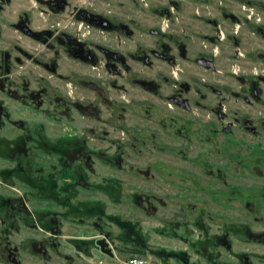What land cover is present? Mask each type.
<instances>
[{"label": "flooded vegetation", "instance_id": "af4514ba", "mask_svg": "<svg viewBox=\"0 0 264 264\" xmlns=\"http://www.w3.org/2000/svg\"><path fill=\"white\" fill-rule=\"evenodd\" d=\"M263 134L264 0H0V264H54L53 204L69 206L90 183L115 188L126 161L158 179L151 198L176 199L161 229L189 241L164 167L161 175L150 162L140 168L117 146L147 160L156 153L162 164L168 156L170 177L180 162L198 166L188 173L204 195L201 214L226 215L229 159L211 146L227 153L236 135L264 153ZM241 188L234 192L243 196ZM196 224L190 250L167 255L189 261L229 250L226 223L216 235Z\"/></svg>", "mask_w": 264, "mask_h": 264}, {"label": "rangeland", "instance_id": "374dc122", "mask_svg": "<svg viewBox=\"0 0 264 264\" xmlns=\"http://www.w3.org/2000/svg\"><path fill=\"white\" fill-rule=\"evenodd\" d=\"M187 77L190 78L189 75ZM258 142V147H264V134L258 138ZM224 145L227 146V153H222L220 149L223 145L214 140L211 151L215 158L225 154L229 159L228 165L224 166L227 168L230 194L226 215L216 213L213 208L212 213L201 214L200 209L206 206L204 195L197 191L199 189L193 184L195 180H191L197 177L188 173V170L199 169L198 166L180 162V167H176L179 168V175L170 177L167 168L171 169L172 162L168 156L164 157L162 164L156 153H149L147 160L138 148L125 154L127 146H117L118 152L124 151V159L139 161L134 164H139L140 168H146L150 162L155 165L153 173L161 175L164 167L163 178L167 184L164 190L180 195L181 210L176 219L188 222L189 241L180 238L179 232L172 235L169 230L163 233L161 229L162 217L175 216L173 209L176 208V199L166 195L163 203L151 198L148 195L150 191L159 190L158 179L147 178L144 172L142 174L126 165L125 160L124 166L114 172L116 180L111 186L115 188L108 189L105 187L108 183H102L98 189L95 183H90L89 187H84L85 192L80 191L69 199V206H62L65 201L53 204V211H56L51 214L54 218L51 237L56 242L54 258L60 262V256H68L66 264H120L130 257L144 258L146 264H264V241L255 240L258 232H264V153L254 149L257 146H247L238 141L236 135L229 136ZM217 166L214 163L213 168ZM238 183L242 185L240 191L243 196L234 192ZM95 191L101 192L98 194ZM259 194L263 197L259 198ZM214 207L221 211L219 205ZM36 217L39 218V215L36 214ZM203 221L211 225V234L214 235L221 233L220 229L225 223L228 225L229 250L222 247L223 252L212 259L193 254L189 261L167 255V251L173 249L190 250L191 242L200 232L196 223L203 225ZM180 224L181 227L177 229L184 233L185 223ZM36 230L38 236L43 235L38 226ZM28 233L27 228H22L20 238L27 237ZM167 233H170V238L166 236Z\"/></svg>", "mask_w": 264, "mask_h": 264}, {"label": "built area", "instance_id": "2783aa9c", "mask_svg": "<svg viewBox=\"0 0 264 264\" xmlns=\"http://www.w3.org/2000/svg\"><path fill=\"white\" fill-rule=\"evenodd\" d=\"M120 264H146V260L140 257H130L123 260Z\"/></svg>", "mask_w": 264, "mask_h": 264}]
</instances>
